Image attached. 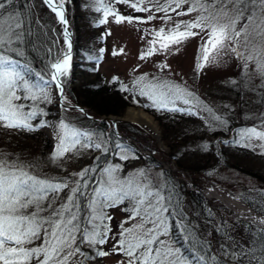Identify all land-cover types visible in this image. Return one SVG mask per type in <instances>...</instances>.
<instances>
[{"label": "snow or ice", "instance_id": "snow-or-ice-1", "mask_svg": "<svg viewBox=\"0 0 264 264\" xmlns=\"http://www.w3.org/2000/svg\"><path fill=\"white\" fill-rule=\"evenodd\" d=\"M43 2L61 24H68L64 10L65 0ZM94 2L99 5L95 9L97 12L103 8L105 18L99 21L100 24L106 23L110 13L115 16L117 23L125 20L133 22V17L119 15L105 5L104 0ZM116 2L128 3V0ZM143 3L144 0H138V3L130 6L136 11H150L138 6ZM12 4L13 0H0V50H3L0 51V125L8 129L31 132L47 126L45 122L37 126L31 123L38 115L45 113L35 107L25 111L23 104L15 103L22 99L17 95L18 89H24L28 94L26 98L33 101L42 99L50 102V97L43 84H31L18 70L19 62L4 54V51H8L23 55L18 48L12 47L23 34V20L19 13L11 12L6 7ZM185 4L188 5L187 9L177 12V15L195 12V18L177 22L167 32L160 28L154 32L156 39L149 43L155 45L159 40L160 50L167 52L170 45H180L188 38L199 35L203 43L196 64L197 73L206 64L219 63L222 55L232 53L241 63L242 74L247 77L245 85L256 77L260 80L257 87L264 89V0H166V5L157 4L156 10L165 13L163 19L171 20V16L167 15L169 9H183ZM155 18L149 15L147 20L140 22ZM195 29L199 31H194ZM69 36L70 33L65 27L67 50L57 57L48 69L50 81L55 83L62 97L63 78L68 76L71 61L72 45ZM155 51L156 48L152 47L147 53H142L140 58L151 56ZM176 51L178 52L179 48ZM36 75L41 81L45 80L41 73ZM139 80L143 81L144 77ZM231 83L237 82L232 80ZM147 87L148 90L141 89L140 94L147 96L158 110L168 108L169 111L198 115L199 113L193 110L198 107L212 113L194 92L178 84L165 81ZM34 89H38V92ZM176 101H183V104L189 107H176ZM213 119L219 121L221 117L213 116ZM240 135L247 141L253 138L264 141V131H258L256 127L242 129ZM82 137L86 138V142L82 141ZM57 138L59 142L52 156L53 161H59L66 153L77 151L78 145L81 148L94 147L107 151L102 142H93L92 133L82 132L63 121L59 124ZM245 146L251 145L246 143ZM260 147H264V144ZM116 170L117 168L112 166L104 168L100 186L89 194L88 207L91 212L87 223L92 225L89 229L80 225L78 197L83 194V189L88 187L87 183L81 181L95 169L86 167L71 174L79 179L42 178L0 154V264H84L85 260L93 258L82 250L81 245L85 243L89 248L96 249V255L99 257L109 256L113 252L121 254L125 259L118 264H207L206 256L194 244L187 250L191 252V257L177 246L169 218L165 215L169 211L164 203L165 197L159 191L155 194L145 193L140 184L132 179L120 180L115 175ZM61 193L65 195L61 196ZM153 195L155 200H149L148 197ZM125 199L133 202L132 213L128 220L121 224V232L113 244L112 252L100 250L98 246L108 242L111 232L105 223L111 217L107 216L104 209L123 203ZM133 220L137 222L130 227H124V223ZM260 222L264 224V219ZM179 223L182 233L180 238L187 242L191 238L187 227L182 221ZM260 231L264 233V229ZM229 240L232 238L229 237ZM232 244L236 247L233 248ZM232 244L221 245V254L227 259L220 260L212 256L210 259L214 264H229V261L233 264H264V235L258 242V250L261 253L259 256L254 254L257 247H245L234 240Z\"/></svg>", "mask_w": 264, "mask_h": 264}, {"label": "rangeland", "instance_id": "rangeland-1", "mask_svg": "<svg viewBox=\"0 0 264 264\" xmlns=\"http://www.w3.org/2000/svg\"><path fill=\"white\" fill-rule=\"evenodd\" d=\"M38 4H41V0H36ZM68 1V0H66ZM65 1V4L67 2ZM35 0H31L34 3ZM93 4L94 0H90ZM105 5L115 10L116 13L125 17H133V22L129 23L127 20L121 23L116 22V18L113 14H109L107 21L103 27V30L107 34V42L105 44L106 52L104 60L100 63L99 70L108 79L120 78L123 85L130 91V96L137 105L128 106L121 115H110L119 119L117 124V130L120 134L127 137L124 139L128 143L131 138L142 149V153H138L137 149L132 145L128 146L126 143H118L114 148L108 150L109 156L103 159V167L96 175L94 181L87 187V191L82 197L83 205L80 207V225L81 227H88L91 229L92 225L88 224L89 213L91 209L88 207L89 194L92 193L94 188L100 186L102 170L106 167H116L115 175L120 180L132 179L140 184L145 193L152 192L155 194L157 191L165 197V205L168 206L165 192L169 188L170 178L179 181L189 193L190 191H196L197 187L195 182L197 179H202L201 183L205 185L204 195H209L208 191L216 192V190L226 197H232L235 200L244 201L242 197L246 196V191L256 192L259 189L264 190V184L258 178L247 175L242 172L240 178L234 179L227 175L228 168L224 166H218L214 161L208 166L207 173L202 174L200 171L184 168L178 165L177 161L172 156L171 148L163 139V129L160 121L157 119V108L153 106V102L145 95H141V89L148 90L149 85L162 84L167 81L170 83L178 84L181 87L187 88L194 92L199 100L207 105L212 113L204 111L202 108H194L193 110L198 112V115H190L185 112H174L178 114V118L182 124L188 126L193 122H202L213 128L214 131H219L217 135L212 134L211 140L217 141L219 146L222 147V138L232 140L234 143L242 145L248 152H241V155H246L244 164L252 166L254 169L260 172V177L264 176V147H260L264 144V141L253 138L251 141H247L241 138V130L246 128L256 127L258 131H264V89L257 87L260 84L259 78L254 77L250 82L245 85L247 77L242 74L241 63L232 53L222 55L219 63H208L205 67L197 73L196 64L197 59L200 56V46L203 43L201 36H193L183 41L180 45H170L169 50L164 52L160 50V41L157 40L155 45L149 42L155 40V31L160 28H164L167 32L173 28L177 22L188 21L195 18L197 13L193 12L189 15H177V12L186 10L188 5H184L183 9H176L172 11L169 9L167 15L171 16V20L163 19L165 17L164 12L157 11V4L166 5V0H144L143 4H138L141 8H148L150 11H136L130 5L138 3V0H128V3H117L116 0H104ZM69 3V2H68ZM65 7V6H64ZM174 7V5H173ZM152 15L155 19L147 22H140L141 20H147V17ZM50 18V17H48ZM53 20V19H52ZM51 18L48 24L51 23ZM54 28L52 43L54 49L61 53L67 50V41L64 38V30L62 24L58 18L55 17V21L51 24ZM71 26V25H70ZM61 29V35L59 34ZM73 35V47H74V31L71 26ZM183 30V29H181ZM194 31H199L195 29ZM90 41L96 43L95 37L92 34L89 37ZM152 47L156 48V51L151 56H145L141 59L142 53H147ZM179 48L177 52L176 49ZM97 45L94 46V51H97ZM116 53V54H114ZM97 54V53H95ZM76 62H81L79 58H71L70 69L68 76L63 78V97L60 95L55 83L46 80L42 82L46 89L50 101L54 100L58 106L53 110L52 115L45 113L42 116V120H32L31 123L37 126L41 122L47 124L46 127H39L38 131L45 134L52 146V149L46 153L42 152L40 148H35V144L29 141L32 147L29 154L18 155L13 153L11 155L6 154L4 156L10 162H16L17 165L23 166L26 170L36 174L40 177L54 178L61 180L64 178L79 179V177H72V173H78L95 161L96 157L105 152L103 149L98 150L94 147L81 148L77 146V151L66 153L59 161H53L52 156L56 150L58 144L57 131L61 121L69 124L72 127L79 129L82 132H89L93 134V142H102L103 148L106 146V136L104 133H98L99 131H91L88 126L81 124L80 116L83 114L81 110H75L73 108H67L63 104H72L68 96V92L65 90V82L69 83L74 80V71H76ZM167 67H163V66ZM82 71V75L77 76L81 82H87L92 80ZM22 73H25L22 71ZM144 77L143 81L139 78ZM25 78L31 84H40L39 77H34L31 73H27ZM87 80V81H86ZM235 80L237 83L232 84L231 81ZM38 92V89H34ZM17 95L23 98L21 93ZM28 94L15 103L23 104L25 111H30L33 107H39V103L30 105V99L26 98ZM60 96V97H59ZM81 106V105H78ZM176 107L187 108L188 105H184L183 101H176ZM86 108L91 115L93 111ZM172 107V105H169ZM143 109L150 115H152L155 121L158 123L160 136L159 139L150 134L140 124L130 121L125 118L129 109ZM44 112V108H41ZM160 110V109H159ZM163 111H169L168 108H161ZM213 116L221 117V120L213 119ZM102 122V121H97ZM112 127V122H110ZM94 127V126H90ZM111 129L110 127L108 128ZM22 129H8L12 139H18L21 135L18 134ZM211 130V132L213 131ZM108 131V130H107ZM219 134V135H218ZM106 137V138H105ZM82 141L86 142V138L82 137ZM108 139V138H107ZM208 136L204 139L190 137L186 141L181 142L182 145L191 147V150L186 154L191 159H187L189 163L193 162V155L198 157L200 149L203 144L208 143ZM110 141V139H108ZM9 142V141H8ZM0 143L3 144L4 140L0 138ZM42 143V142H41ZM159 143H162L166 150L161 149ZM187 143V144H186ZM246 143H250L251 146H245ZM8 144V143H7ZM9 145V144H8ZM41 145V144H40ZM119 145L120 147H117ZM1 147V146H0ZM10 150V149H8ZM16 151V150H10ZM147 153H152L150 156ZM122 156H127V159H122ZM235 157V156H234ZM197 160V159H196ZM118 166V167H117ZM184 169V170H182ZM143 175H140V173ZM94 174V172H92ZM206 175V176H205ZM226 175V177H225ZM106 179V177H105ZM218 182V186L214 183ZM211 182L212 184H209ZM216 182V183H217ZM82 183V181H81ZM171 188V187H170ZM65 193H61L64 196ZM155 195L148 197L149 200H155ZM208 198V197H207ZM209 201H215L224 205L229 211L233 212L239 219L246 218L244 220L260 228H264L258 218L251 217L244 210L235 209L231 205L226 204L222 200L216 197H209ZM133 202L129 199H125L123 203H120L113 207L105 208L104 211L107 216H110V220H106L105 223L111 229L109 233L108 242L104 245L98 246L100 250L112 252L113 244L119 238L121 232V224L128 220V217L132 213ZM168 213H165L169 218L171 232L172 227H180L179 221L177 224L172 220L168 214L172 212V208L168 209ZM217 218L212 221L211 224L217 226L225 216L227 211H216ZM243 213V214H242ZM245 215V216H243ZM139 218H137L138 220ZM251 219H253L251 221ZM243 220V219H241ZM136 220L124 223V227H130ZM98 223V221H97ZM204 228V227H203ZM202 229L203 235L208 240L214 239L213 231ZM82 250L89 256L93 257L84 261V264H118L121 260L125 259L121 254L113 252L106 257H99L96 255V249L89 248L85 243L81 245ZM220 254L218 245H215L214 253ZM78 259H82L78 257Z\"/></svg>", "mask_w": 264, "mask_h": 264}, {"label": "trees", "instance_id": "trees-1", "mask_svg": "<svg viewBox=\"0 0 264 264\" xmlns=\"http://www.w3.org/2000/svg\"><path fill=\"white\" fill-rule=\"evenodd\" d=\"M66 1V0H65ZM106 1V0H105ZM65 8L67 10V16L70 25L74 31V47L73 58L81 59V62H76V71H74V80L69 83L65 82V91L68 92V96L73 104L87 107L93 111L94 117L121 115L122 112L128 106L137 105L132 100L130 91L123 85L120 78L108 79L103 73L100 72V63L104 60L107 42V34L103 30L104 24H100L99 21L104 19L103 8L97 12L95 9L99 5L95 2L93 4L90 0H68L66 1ZM69 2V3H68ZM35 4L31 3V0H13L12 5H6L9 11L19 13L23 20L22 38L16 41L12 47L18 48L23 55H17L14 52L4 51L5 55L11 56L13 59L19 62L18 70L25 73H31L37 78L36 73L44 75L45 80L39 83L50 81L48 75V69L50 64L55 61L61 53L57 52L53 47L52 38L54 28L51 25L52 21H55L56 15L51 12L49 7L41 0V4L35 0ZM105 4V2H104ZM51 18V23H49ZM57 18V17H56ZM60 29V28H59ZM61 33V29L59 34ZM94 35L96 43L89 40L91 35ZM61 35V34H60ZM97 45V51H94V46ZM3 51V50H0ZM97 53V54H95ZM87 75L89 74L92 80H86L87 82H81L78 80L82 71ZM82 75V74H81ZM38 80V78H37ZM45 85H48L46 83ZM17 93H21L23 98L27 95L24 89H18ZM31 100V99H30ZM39 103L38 110L44 108L43 113L51 114L55 110L58 104L53 100H31L30 105ZM157 119L160 121L163 129V139L170 146L172 156L177 161L178 165L184 168L200 171L203 175L208 171V166L214 161L218 166H224L228 168L227 175L230 178H240L241 173L244 172L249 176L258 178L264 184V176L260 177V172L254 169L252 166L244 164L246 155H241V152H248L244 146L234 143L232 140H226L222 147L219 146L217 141L211 140V135H217L219 131H214L209 125L202 122H192L191 125L182 124L181 120L177 117L178 114L172 111L157 110ZM43 115H38L37 121L42 120ZM81 124L88 126L91 131H99L98 133H104L106 138L107 151L114 148L116 144L126 143V141L119 137L115 130L111 127L110 121L97 122L89 119L84 114L80 116ZM94 126V127H90ZM111 128L110 130L108 128ZM108 130V131H107ZM211 130H213L211 132ZM11 133V132H10ZM8 128L0 125V138L4 140V143H0V154H13L18 155L29 154L28 152L32 148L29 141L35 144V148H40L42 152L46 153L52 149L49 140L45 134L41 131H27L21 130L18 134L21 136L18 139H12ZM219 135V134H218ZM208 136V143L203 144L198 153V157H192L193 162L189 163L187 159H191L186 154L191 150V147L182 145L181 142L186 141L190 137L202 138ZM9 141V142H8ZM42 142V143H41ZM9 145H8V144ZM41 144V145H40ZM128 146H132L130 143H126ZM187 144V143H186ZM16 151H10V150ZM105 151L99 154L95 161L90 165L95 169L94 174L90 172L82 183L94 181L96 175L100 172L103 165V159L109 156V153ZM235 156V157H234ZM197 159V160H196ZM97 173V174H96ZM206 176V175H205ZM226 177V175H225ZM169 188L166 190L165 195L168 202V209L171 207L172 212L168 214L172 217V220L177 222L182 221L183 225L187 227V232L190 235V240L185 242L180 237L182 233L180 227L173 226V238L177 241V246L181 247L191 257V252L187 250L194 244L198 250H201L202 254L206 256L207 264H214L210 259L212 256H216L220 260L227 259L221 254L214 253L215 245H218L220 250L221 245L232 244L234 240L237 244H243L245 247H257L255 255H261L258 250V242L264 233H261V228L253 225L249 222L239 219L233 212L229 211L224 205L216 203L215 201H209L202 193L198 191H186L185 187L173 177L170 178ZM202 179H197L195 186L197 189H204L206 186L201 183ZM214 181L216 186L218 182ZM88 186L90 183H87ZM209 184H212L209 182ZM171 187V188H170ZM88 189H83V194L79 195L78 203L81 207L82 197ZM246 196L242 197L245 204L251 206L255 211L264 215V190L249 192L246 191ZM227 211L225 216H222L221 221L217 226L211 224L216 220V211ZM180 225V224H179ZM181 226V225H180ZM204 227V228H203ZM202 229L213 231L214 239L208 240L204 237ZM229 237L232 240H229ZM256 242L255 244L253 242ZM207 242V243H204ZM235 248L236 245L232 244ZM229 264L233 262L229 261Z\"/></svg>", "mask_w": 264, "mask_h": 264}, {"label": "bare ground", "instance_id": "bare-ground-1", "mask_svg": "<svg viewBox=\"0 0 264 264\" xmlns=\"http://www.w3.org/2000/svg\"><path fill=\"white\" fill-rule=\"evenodd\" d=\"M125 118L130 120V121H133V122L140 124L148 132H150L151 135H153L154 137L159 139L160 131H159L158 123L155 121V119L152 115H150L149 113H147L143 109L131 108L126 113ZM159 145H160L161 149H163L164 151L166 150L165 146L162 143H159ZM214 195H216V193H213V195L210 194V196H214ZM217 195H219V194H217ZM222 198L225 199L227 201V203L229 205H231L232 207H234L235 209H246L245 206L240 202L230 200V198H227V197H225V198L222 197ZM262 219H264V217H259V221H261Z\"/></svg>", "mask_w": 264, "mask_h": 264}, {"label": "water", "instance_id": "water-1", "mask_svg": "<svg viewBox=\"0 0 264 264\" xmlns=\"http://www.w3.org/2000/svg\"><path fill=\"white\" fill-rule=\"evenodd\" d=\"M65 10V16H66V19H67V13H66V9L64 8ZM68 20V19H67ZM64 29L65 27L68 29L69 33H70V36L68 37V39L71 41V45L73 46V36H72V30H71V27L69 26V24L67 25H63ZM71 54H72V47H71ZM64 89V88H63ZM65 107L67 108H73L75 110H81L85 115H87L88 117L91 118V116L88 114V112L86 111L87 109L82 107V106H78V105H69V104H63ZM111 120L113 123H114V126L116 127V124L117 122L119 121V119L115 118V117H111V116H103L97 120ZM122 137V136H121ZM130 143L133 144L135 147H137L139 149L140 152H142V149L137 145V143L132 140V139H129ZM151 156H153V154L151 153ZM184 170V169H182ZM210 193H213L212 191H210ZM216 198H219L220 200H222L223 202L227 203V201L225 199H223L222 197L220 196H216ZM228 204V203H227Z\"/></svg>", "mask_w": 264, "mask_h": 264}]
</instances>
